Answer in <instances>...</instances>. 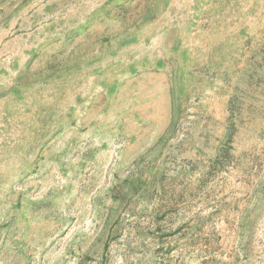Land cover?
Listing matches in <instances>:
<instances>
[{"label": "rangeland", "instance_id": "obj_1", "mask_svg": "<svg viewBox=\"0 0 264 264\" xmlns=\"http://www.w3.org/2000/svg\"><path fill=\"white\" fill-rule=\"evenodd\" d=\"M0 264H264V0H0Z\"/></svg>", "mask_w": 264, "mask_h": 264}]
</instances>
